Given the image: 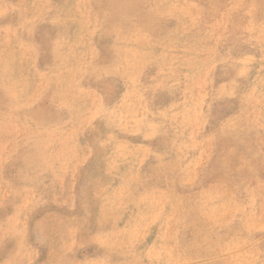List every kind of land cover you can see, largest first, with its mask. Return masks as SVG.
<instances>
[{
	"label": "rangeland",
	"instance_id": "1",
	"mask_svg": "<svg viewBox=\"0 0 264 264\" xmlns=\"http://www.w3.org/2000/svg\"><path fill=\"white\" fill-rule=\"evenodd\" d=\"M0 247L264 264V0H0Z\"/></svg>",
	"mask_w": 264,
	"mask_h": 264
},
{
	"label": "bare ground",
	"instance_id": "2",
	"mask_svg": "<svg viewBox=\"0 0 264 264\" xmlns=\"http://www.w3.org/2000/svg\"><path fill=\"white\" fill-rule=\"evenodd\" d=\"M18 46V45H17ZM14 61V60H13ZM46 67V66H45ZM105 81V80H104ZM111 84V83H110ZM43 97V96H42ZM24 102V101H23ZM2 145V144H1ZM60 153V152H59ZM47 159V158H46ZM2 208V207H1ZM54 208V207H53ZM3 209V208H2ZM57 210V209H56ZM2 211V210H1ZM31 211V210H30ZM69 211V210H68ZM35 212H38V211H35ZM43 212V211H42ZM49 212H51V211H49ZM48 212V213H49ZM57 213H58V211H56ZM32 213H34V212H32ZM40 213V212H39ZM47 213V212H46ZM54 213V212H53ZM52 213V214H53ZM57 213H55V214H57ZM42 214V213H41ZM51 214V215H52ZM65 214H67V213H65ZM72 214V213H71ZM32 215V214H31ZM59 215H60V213H59ZM69 215V214H68ZM36 216V215H35ZM34 217V216H33ZM37 217H38V215H37ZM43 217V216H42ZM47 217V216H46ZM64 217V216H63ZM75 217V216H74ZM80 218V217H79ZM36 219H38V218H36ZM44 219V218H43ZM75 219V218H74ZM39 220V219H38ZM51 220V219H50ZM46 221V220H45ZM54 221V220H53ZM78 221H80V220H78ZM38 222V221H37ZM36 222V223H37ZM40 223H42V222H40ZM44 223V222H43ZM49 223V222H48ZM54 223V222H53ZM38 224V223H37ZM46 224V223H45ZM50 225H51V223H50ZM49 224H48V227L50 226ZM33 226H35V225H33ZM32 226V227H33ZM40 226V225H39ZM42 227V226H41ZM45 227V226H44ZM48 227H46V228H48ZM51 228V227H50ZM59 228V227H58ZM39 229H40V227H39ZM63 229H64V227H63ZM41 230V229H40ZM71 230V229H70ZM73 230V229H72ZM47 231V230H46ZM56 231V230H55ZM62 232H64V230L62 231ZM71 232V231H70ZM46 234H47V232H45ZM44 233V234H45ZM49 233V232H48ZM54 233V232H53ZM72 233V232H71ZM59 235H63V234H58V236ZM49 236H51V234L49 235ZM54 237V236H53ZM45 238H46V236H45ZM50 238V237H49ZM49 238H47L48 240H49ZM57 238H59V237H57ZM46 241V240H45ZM43 242H44V239H43ZM47 242V241H46ZM54 242H55V240H54ZM57 242V241H56ZM72 242V241H71ZM42 243V242H41ZM65 243V242H64ZM75 243V242H74ZM47 245H48V243H46ZM46 244H44V245H46ZM52 244H54V243H52ZM59 244V243H58ZM62 245V244H61ZM60 245V246H61ZM66 245V244H65ZM77 245V244H76ZM49 246H50V244H49ZM53 245H51V247H52ZM63 246V245H62ZM69 246H70V243H69ZM45 247V246H44ZM59 247V246H58ZM65 247V246H64ZM71 247H72V245H71ZM78 247V246H77ZM1 248V247H0ZM63 248V247H62ZM40 249V248H39ZM42 249V248H41ZM71 249H73V248H71ZM58 250H60V249H58ZM57 250V251H58ZM63 250V249H62ZM62 250H61V252H62ZM66 251V250H65ZM67 252H69V251H67ZM71 252V251H70ZM70 252H69V254H70ZM72 252H73V250H72ZM32 253V252H31ZM42 253V252H41ZM47 254V253H46ZM45 254V255H46ZM63 254V253H62ZM59 255V254H58ZM64 255H66V254H64ZM51 258V257H50ZM64 258V257H63ZM67 259H69V258H67ZM43 260H45V258L43 259ZM62 260V259H61ZM60 261V260H59ZM66 260H64V262H65ZM25 262V261H24ZM55 262V261H54ZM67 262V261H66ZM19 263V262H18ZM42 263H43V261H42ZM52 263V262H51ZM51 263H49V264H51ZM24 264V263H23ZM44 264V263H43ZM53 264H55V263H53ZM65 264V263H64ZM67 264V263H66ZM69 264V263H68Z\"/></svg>",
	"mask_w": 264,
	"mask_h": 264
}]
</instances>
